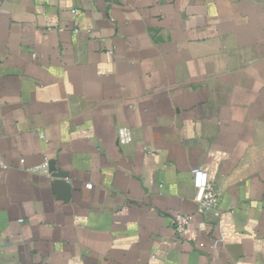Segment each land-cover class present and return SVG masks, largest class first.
<instances>
[{"label": "crops", "instance_id": "crops-1", "mask_svg": "<svg viewBox=\"0 0 264 264\" xmlns=\"http://www.w3.org/2000/svg\"><path fill=\"white\" fill-rule=\"evenodd\" d=\"M0 160V264H264V0H0Z\"/></svg>", "mask_w": 264, "mask_h": 264}, {"label": "built area", "instance_id": "built-area-1", "mask_svg": "<svg viewBox=\"0 0 264 264\" xmlns=\"http://www.w3.org/2000/svg\"><path fill=\"white\" fill-rule=\"evenodd\" d=\"M75 13H78L76 10ZM118 138L121 145H128L133 141L132 130L128 127H120L118 129ZM21 162H24L22 160ZM8 165L0 160V170H8ZM34 172H42L48 174L50 172V163L46 161L42 165L35 167ZM193 186L196 191L195 201L198 205V213L201 215H212L215 218L221 216L220 200L221 193L211 182L210 175L201 169L193 170ZM90 188L91 185H87ZM191 223V217L185 214H177L172 218V225L178 235H184ZM201 247H204L202 244Z\"/></svg>", "mask_w": 264, "mask_h": 264}, {"label": "water", "instance_id": "water-1", "mask_svg": "<svg viewBox=\"0 0 264 264\" xmlns=\"http://www.w3.org/2000/svg\"><path fill=\"white\" fill-rule=\"evenodd\" d=\"M50 170H51V163H50Z\"/></svg>", "mask_w": 264, "mask_h": 264}]
</instances>
